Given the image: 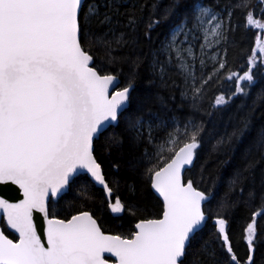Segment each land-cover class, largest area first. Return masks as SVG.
Masks as SVG:
<instances>
[{
	"label": "snow or ice",
	"instance_id": "obj_1",
	"mask_svg": "<svg viewBox=\"0 0 264 264\" xmlns=\"http://www.w3.org/2000/svg\"><path fill=\"white\" fill-rule=\"evenodd\" d=\"M237 10L246 13L249 28L264 29V0H228L222 8L206 0L183 7L170 0L162 9L159 0L150 7L147 0H0V186L18 190L0 197V264H256V249L264 245L257 225L264 219V124L249 134L264 87L252 105L247 98L264 73V32L247 71L227 75L235 91L208 99L226 59L205 49L226 48ZM166 21L168 33L157 43L153 33ZM201 37L198 57L193 42ZM205 56L213 64L207 73ZM236 98H242L237 112L244 114L221 134L220 114ZM185 106L187 115H178ZM195 113L208 119L197 121ZM101 138L102 153L127 145L124 167L150 185L162 201L159 212L150 214L118 194L113 202L120 184L110 186L105 175L97 155ZM212 140L209 159L221 150L234 158L243 145L219 207L259 199L243 229V260L219 211L215 231L204 233V205L215 188V182L207 191L197 186L205 182L207 161L198 178H185ZM101 189L113 219L125 212L135 217L130 227L106 232L87 210V202L97 199L104 209ZM128 190L135 194L134 182ZM5 226L18 238H9Z\"/></svg>",
	"mask_w": 264,
	"mask_h": 264
},
{
	"label": "trees",
	"instance_id": "obj_2",
	"mask_svg": "<svg viewBox=\"0 0 264 264\" xmlns=\"http://www.w3.org/2000/svg\"><path fill=\"white\" fill-rule=\"evenodd\" d=\"M141 3L145 2V0H140ZM154 0H147V6L150 7L151 3ZM170 0H159L161 9L166 6ZM190 3V0H180V5L183 7L185 4ZM207 4H211L218 7H224L228 0H206ZM147 16V11L145 12V17ZM257 18H259V12H257ZM261 23H264V20H261ZM231 24L235 28V31L229 34V42L225 47L218 45L216 48V52L219 57H225L226 59V67L221 70L222 75H220L218 80H214L209 89L208 99L211 102H214L215 96L224 94L226 97L231 95L232 92L235 91V82L234 79L229 81L227 79V75L230 72H237L239 74H243L247 71V63L249 57L252 55L253 49L257 47V38L261 36V33L264 32V29L257 28H249L246 22V13L240 12L239 10L235 11ZM170 27V22H163L153 33L154 39L159 43L163 41L168 33V28ZM259 55V54H257ZM208 67L204 69V71L210 72L212 70L213 64L207 62ZM196 67L199 68V62H196ZM218 67V65H216ZM260 68H264V63L259 64ZM179 82V77H173ZM258 83L252 88L251 94L247 98V104L252 105L253 101L256 99V93L261 88L264 87V73L258 75ZM123 86V84H122ZM138 90L143 88L142 83H138ZM165 97L169 96L170 93L168 91H164L162 93ZM242 98H236L234 103H231L227 106L226 110L220 114L222 116V123L219 128L221 134L225 131V126L227 130L230 132L232 127L237 123L239 116L243 115V112H237V106L240 105ZM180 103V94L179 90L175 92V100L170 104V107L176 108ZM207 106V105H206ZM247 109H245L246 111ZM188 108L185 106L182 110L177 109V114L180 116L187 115ZM264 113V101L260 102V106L257 107L254 121H253V131L249 134V138L256 134V130L264 124V116L261 115ZM196 120L200 119H208L207 117L201 116L199 113L194 114ZM229 117H233L232 121L229 122ZM219 119V117H218ZM111 131V129H109ZM116 131H120V129H116ZM158 136H163L164 133H158ZM103 142V138L97 142V155L100 159V162L104 166V172L106 177H108L110 186L113 180L119 181L120 189L118 193L113 194V202L118 194L120 198L127 202H136L141 206L148 209L150 214H155L162 209V204L160 201L154 196L149 184H145L140 177L133 176L129 173L125 167L124 162L127 157V145L125 144L124 148L121 151L113 150L109 153H102L99 150V144ZM215 143V140L209 141L204 145L202 149L199 150L200 155L197 161V167L191 173H186L185 178H189L190 176H194L196 178L199 177L201 173L200 165L205 164L204 168V183H199L197 186L201 190H209L213 187V183L215 182V188L213 192V198L209 203L204 205V209L206 215L209 217L207 220V226L204 229L205 235L210 231H215L214 228V220L216 218V213L219 211L228 222V233L230 236V240L232 246L239 258L242 260L246 258V250L247 246L242 239L243 229L246 228L247 223L251 222L252 214L259 210V199L250 206H246L240 204L233 208H220L219 202L221 196L227 190L228 181L233 175L236 167L240 164V155L243 149V145L240 146L238 151L233 158L230 153L226 150H221L220 153H213L211 159L208 158V154L211 151V145ZM168 153H165L167 156ZM122 157L124 159H122ZM223 161V163H222ZM119 164L120 170L117 171L116 168H113L112 165ZM257 181L259 180V176L256 177ZM135 183V194L132 195L128 190V185ZM100 198L105 199L104 209L100 210L99 199L96 201H88L87 202V210H90L97 217L98 222L101 223V226L106 232H115L116 226L119 224H123L125 229L130 227V222L134 221L135 217L128 212L123 214V219H113L112 214L107 210V200L102 195V190H100ZM232 199H235L233 196ZM63 204V202H61ZM62 215L64 213H61ZM258 232L264 235V219L257 220ZM4 231L6 235H9V238L16 239L15 236L6 231L4 227ZM226 255V253H224ZM256 264H264V245H260L257 247L255 252Z\"/></svg>",
	"mask_w": 264,
	"mask_h": 264
},
{
	"label": "water",
	"instance_id": "obj_3",
	"mask_svg": "<svg viewBox=\"0 0 264 264\" xmlns=\"http://www.w3.org/2000/svg\"><path fill=\"white\" fill-rule=\"evenodd\" d=\"M102 190V189H101ZM152 190V189H151ZM18 191L15 189V186H0V197L3 198H9L12 196L13 192ZM152 193L154 194V196L159 200L157 194H155L152 190ZM106 198V197H105ZM107 200V198H106ZM160 201V200H159ZM11 202H15L14 200ZM160 203L162 204V201H160ZM6 231H8L10 234H12L13 236H15V238L17 239L18 237H16V235L14 233H11L10 230H8L5 226Z\"/></svg>",
	"mask_w": 264,
	"mask_h": 264
},
{
	"label": "rangeland",
	"instance_id": "obj_4",
	"mask_svg": "<svg viewBox=\"0 0 264 264\" xmlns=\"http://www.w3.org/2000/svg\"><path fill=\"white\" fill-rule=\"evenodd\" d=\"M202 42H203V38H202V37H201L200 40H198V41H194V42H193V44H194V50H195V52H196V54H197L198 57H199V55H200V43H202ZM216 48H217V46H215V47H210V48H206L205 51L208 53V55L217 54V52H216ZM204 59H205L207 62L212 63V61L209 60L207 56H205ZM197 61L199 62V60H197Z\"/></svg>",
	"mask_w": 264,
	"mask_h": 264
}]
</instances>
